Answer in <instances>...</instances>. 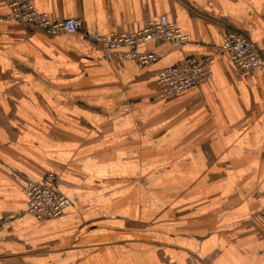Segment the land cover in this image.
Listing matches in <instances>:
<instances>
[{"label": "crops", "instance_id": "crops-1", "mask_svg": "<svg viewBox=\"0 0 264 264\" xmlns=\"http://www.w3.org/2000/svg\"><path fill=\"white\" fill-rule=\"evenodd\" d=\"M0 0V264H264V66L236 79L221 46L264 58V0H31L51 21L134 33L165 16L184 48L143 68L76 34L6 21ZM208 58L210 81L154 101L157 73ZM264 60V59H263ZM11 169L69 199L36 220Z\"/></svg>", "mask_w": 264, "mask_h": 264}, {"label": "built area", "instance_id": "built-area-1", "mask_svg": "<svg viewBox=\"0 0 264 264\" xmlns=\"http://www.w3.org/2000/svg\"><path fill=\"white\" fill-rule=\"evenodd\" d=\"M7 7L6 21L23 24L49 35L76 34L84 41L102 50L104 60L132 61L143 68L156 62L160 55L148 51H138L139 47L157 42L170 48H184L189 38L180 29L160 16L149 21L144 28L134 33L112 32L106 35L89 33L79 19L51 21L47 14L38 11L31 0H4ZM215 51L225 52L235 69L236 79L251 78L262 70L264 58L255 45L241 32L224 30L221 46ZM208 58L188 57L161 69L156 75L158 92L154 101H168L189 89L208 82L212 78L211 63ZM11 175L18 182L21 194L27 201L26 214L36 220L61 219L70 201L59 191V182L51 174L42 176L39 182L32 181L11 169Z\"/></svg>", "mask_w": 264, "mask_h": 264}]
</instances>
